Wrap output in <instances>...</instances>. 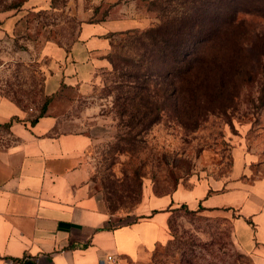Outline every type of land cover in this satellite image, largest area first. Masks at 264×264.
Wrapping results in <instances>:
<instances>
[{
  "label": "rangeland",
  "instance_id": "1",
  "mask_svg": "<svg viewBox=\"0 0 264 264\" xmlns=\"http://www.w3.org/2000/svg\"><path fill=\"white\" fill-rule=\"evenodd\" d=\"M150 1L26 0L17 9L0 11L11 19L0 22L1 92L25 108L39 109L46 99L47 70L62 59L58 50L68 53L79 32L94 24L131 19L138 25L134 29L141 30L157 22L156 12L148 10ZM3 3L0 0V6ZM240 18L257 42L255 34L264 32V18L245 14ZM124 37H109L106 60L98 64L85 94L64 89L58 95L66 103L73 101L66 114L79 120L66 121V128L83 130L93 138L91 180L107 206H115L114 225L137 218L133 212L144 188L164 195L181 185L226 181L237 155L245 160L248 180L264 176V66L253 68V77L239 84L227 114L208 115L197 126L164 115L133 143L114 113L116 73L108 61L111 54H129V47L122 46ZM103 54L97 51L94 56ZM249 54L252 60L258 56L254 49ZM232 217L226 209L173 206L171 239L156 247L154 263L252 264L233 236Z\"/></svg>",
  "mask_w": 264,
  "mask_h": 264
},
{
  "label": "crops",
  "instance_id": "2",
  "mask_svg": "<svg viewBox=\"0 0 264 264\" xmlns=\"http://www.w3.org/2000/svg\"><path fill=\"white\" fill-rule=\"evenodd\" d=\"M8 17L0 12V22ZM92 26L79 32L68 53L57 51L62 59L47 70L43 94L51 100L41 116V107L25 108L0 88V264H155L179 204L232 212L236 242L252 264H264V176L248 180L242 155L226 181L181 185L164 195L144 188L137 218L114 225L115 214L91 180L93 138L66 128V121L79 120L66 114L73 101L58 95L64 89L85 94L106 60L107 35L138 25L118 19ZM97 51L104 54L94 56Z\"/></svg>",
  "mask_w": 264,
  "mask_h": 264
},
{
  "label": "trees",
  "instance_id": "3",
  "mask_svg": "<svg viewBox=\"0 0 264 264\" xmlns=\"http://www.w3.org/2000/svg\"><path fill=\"white\" fill-rule=\"evenodd\" d=\"M2 1L3 12L26 0ZM148 4L157 22L107 35H124L122 46L129 47L126 56L115 53L107 59L116 73L114 113L133 143L164 115L197 126L208 115L227 114L239 84L253 77V68L264 66V32L255 34L257 42L252 40L253 31L240 18L244 14L264 18V0ZM251 49L258 54L256 59L249 56ZM50 100L46 97L39 116ZM108 208L113 212L115 206Z\"/></svg>",
  "mask_w": 264,
  "mask_h": 264
},
{
  "label": "built area",
  "instance_id": "4",
  "mask_svg": "<svg viewBox=\"0 0 264 264\" xmlns=\"http://www.w3.org/2000/svg\"><path fill=\"white\" fill-rule=\"evenodd\" d=\"M22 263H23L22 260H12V259H9L4 262V264H22Z\"/></svg>",
  "mask_w": 264,
  "mask_h": 264
}]
</instances>
